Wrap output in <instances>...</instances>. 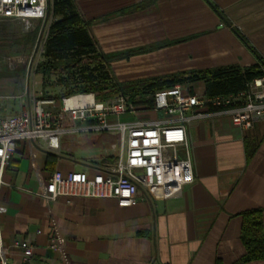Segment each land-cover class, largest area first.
<instances>
[{
  "label": "crops",
  "instance_id": "1",
  "mask_svg": "<svg viewBox=\"0 0 264 264\" xmlns=\"http://www.w3.org/2000/svg\"><path fill=\"white\" fill-rule=\"evenodd\" d=\"M75 1L92 21V36L105 55L164 44L111 61L109 70L120 83L227 66L259 65L264 71V0ZM38 77L40 94L51 95V87ZM188 84L205 93L203 81ZM21 103L0 99V116L18 113ZM176 117L151 113L152 119ZM187 132L195 181L171 199L142 190L138 204L129 208L119 207L114 198L61 196L48 203L38 194L42 181L57 170L92 175L115 164L114 134L67 136L57 152L42 142L20 141L4 173L14 186L4 185L0 193L7 208L0 220L4 244L12 251L9 261L264 264V259L245 260L243 241L247 212H258L264 230V120L242 129L229 117L216 116L192 122ZM56 233L65 238L63 253L50 248ZM18 239L35 246L28 262L14 246Z\"/></svg>",
  "mask_w": 264,
  "mask_h": 264
},
{
  "label": "built area",
  "instance_id": "2",
  "mask_svg": "<svg viewBox=\"0 0 264 264\" xmlns=\"http://www.w3.org/2000/svg\"><path fill=\"white\" fill-rule=\"evenodd\" d=\"M53 0H0L1 20H21L27 28L40 23L28 78L17 95H0V99L20 100L18 113L0 116V193L4 173L20 141L42 142L45 149L57 152L62 139L82 133H111L118 151L115 164L94 174L86 171H55L42 182L38 192L48 203L61 196L114 198L119 207L136 206L142 190L160 199L182 195L185 186L195 181L192 151L187 126L197 120L227 116L242 129H252L264 120V73L247 83V89L234 95L207 96L193 90L188 83H178L157 90L152 101H134L118 94L106 99L95 93H81L56 98L44 97L38 91V66L44 58L46 42L55 19ZM76 103H70L72 100ZM163 111L176 115L171 121L152 119L151 113ZM125 115L136 116L123 119ZM36 159V153H32ZM25 189V188H20ZM7 210L0 203V217ZM65 238L58 233L50 248L64 252ZM23 262L34 256L35 246L16 240ZM12 251L4 244L0 220V264L9 261Z\"/></svg>",
  "mask_w": 264,
  "mask_h": 264
},
{
  "label": "trees",
  "instance_id": "3",
  "mask_svg": "<svg viewBox=\"0 0 264 264\" xmlns=\"http://www.w3.org/2000/svg\"><path fill=\"white\" fill-rule=\"evenodd\" d=\"M52 6L55 19L38 74L42 75L44 86H48V82L56 77L57 87L62 90L57 96L45 94L44 97L61 99L81 93H95L97 98L106 99L122 93L136 101V96L149 93L151 97L145 100L152 101L153 94L159 89L198 81L205 83L207 96H229L245 91L249 81L264 73L259 65L248 68L227 66L120 83L109 70L111 61L153 51L164 44L105 55L100 52L92 36V21L83 17L75 0H53ZM139 98L145 101L142 96ZM243 232L245 260L264 259V230L258 212L245 214Z\"/></svg>",
  "mask_w": 264,
  "mask_h": 264
},
{
  "label": "rangeland",
  "instance_id": "4",
  "mask_svg": "<svg viewBox=\"0 0 264 264\" xmlns=\"http://www.w3.org/2000/svg\"><path fill=\"white\" fill-rule=\"evenodd\" d=\"M40 23L33 22L27 28L25 22L21 20H1L0 19V86L1 93L12 92L20 94L28 78V65L31 55L39 35ZM39 78V77H38ZM41 79V77H40ZM43 81V80H42ZM51 87L52 96L60 94V88L56 83V77L48 82ZM0 95H3L1 94ZM142 100L151 97V94H140L136 99ZM10 101L11 99H5ZM58 101L60 99H57ZM11 113V112H9Z\"/></svg>",
  "mask_w": 264,
  "mask_h": 264
},
{
  "label": "bare ground",
  "instance_id": "5",
  "mask_svg": "<svg viewBox=\"0 0 264 264\" xmlns=\"http://www.w3.org/2000/svg\"><path fill=\"white\" fill-rule=\"evenodd\" d=\"M70 103H76V100L74 99V100L70 101Z\"/></svg>",
  "mask_w": 264,
  "mask_h": 264
}]
</instances>
